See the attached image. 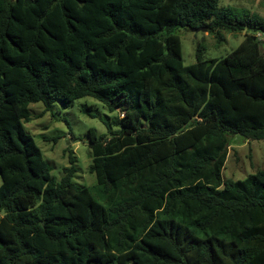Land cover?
I'll return each instance as SVG.
<instances>
[{
    "label": "trees",
    "instance_id": "16d2710c",
    "mask_svg": "<svg viewBox=\"0 0 264 264\" xmlns=\"http://www.w3.org/2000/svg\"><path fill=\"white\" fill-rule=\"evenodd\" d=\"M218 3L0 0V264H264V167L222 175L229 136L264 139V19ZM199 27L245 37L186 65L174 30ZM84 97L117 113L90 128L93 187L23 125Z\"/></svg>",
    "mask_w": 264,
    "mask_h": 264
},
{
    "label": "rangeland",
    "instance_id": "374dc122",
    "mask_svg": "<svg viewBox=\"0 0 264 264\" xmlns=\"http://www.w3.org/2000/svg\"><path fill=\"white\" fill-rule=\"evenodd\" d=\"M218 7L229 11L234 17L245 15L264 19V0H219ZM182 42V58L189 65L197 61V50L201 49L203 59L223 58L231 53L244 39V32L222 30L224 41L219 42L212 31H194L189 28L174 30ZM264 40V35H261ZM116 112L109 111L105 104L93 97L77 99L64 107L57 101L50 110H46L42 102L30 105V119L23 121L25 130L36 140L43 150L57 179L63 176V168L69 164V155L73 152L77 173L74 180L83 186L93 187L96 176L89 171L92 153L89 147L90 128L98 134L112 130L104 120H111ZM49 138L59 137L55 142ZM224 179H243L249 174L264 167V139L248 140L241 134L229 136ZM0 178V184H1Z\"/></svg>",
    "mask_w": 264,
    "mask_h": 264
},
{
    "label": "water",
    "instance_id": "95a60500",
    "mask_svg": "<svg viewBox=\"0 0 264 264\" xmlns=\"http://www.w3.org/2000/svg\"><path fill=\"white\" fill-rule=\"evenodd\" d=\"M194 31H207V27L193 28Z\"/></svg>",
    "mask_w": 264,
    "mask_h": 264
},
{
    "label": "built area",
    "instance_id": "2783aa9c",
    "mask_svg": "<svg viewBox=\"0 0 264 264\" xmlns=\"http://www.w3.org/2000/svg\"><path fill=\"white\" fill-rule=\"evenodd\" d=\"M258 36L261 38V34L259 33ZM262 41H264L262 38H261Z\"/></svg>",
    "mask_w": 264,
    "mask_h": 264
}]
</instances>
